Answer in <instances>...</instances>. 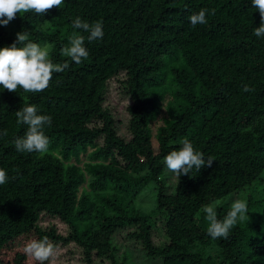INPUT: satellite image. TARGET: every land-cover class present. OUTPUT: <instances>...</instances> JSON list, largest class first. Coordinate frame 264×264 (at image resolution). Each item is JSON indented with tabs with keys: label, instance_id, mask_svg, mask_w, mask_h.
<instances>
[{
	"label": "trees",
	"instance_id": "16d2710c",
	"mask_svg": "<svg viewBox=\"0 0 264 264\" xmlns=\"http://www.w3.org/2000/svg\"><path fill=\"white\" fill-rule=\"evenodd\" d=\"M202 8L209 10L207 23L193 26L190 16ZM76 17L100 21L103 38L88 41L89 33L73 28ZM259 26L251 0H63L43 15L20 13L0 25V47L26 32L47 46L53 63H69L42 92L0 87V168L8 175L0 185V264H38L23 247L44 237L56 249L77 247L81 264H136L139 252L160 264H264ZM74 34L85 37L89 53L80 64L62 55ZM112 80L119 97L128 98L129 138L118 132L107 102ZM27 105L52 118L45 153L15 148L27 131L16 111ZM158 117L154 146L150 125ZM184 139L215 161L174 174L168 193L164 158ZM242 192L245 218L227 239L213 240L203 208L216 205L222 220L227 199ZM158 228L162 240L154 235ZM120 232L137 251L119 254Z\"/></svg>",
	"mask_w": 264,
	"mask_h": 264
},
{
	"label": "clouds",
	"instance_id": "9594fccd",
	"mask_svg": "<svg viewBox=\"0 0 264 264\" xmlns=\"http://www.w3.org/2000/svg\"><path fill=\"white\" fill-rule=\"evenodd\" d=\"M252 7L260 14V26L254 30V35L264 37V0H251ZM63 0H0V25L7 26L16 18L17 14L32 11L43 15L53 7L60 8ZM209 10L202 8L190 16L193 26L207 23ZM212 15L215 14L213 9ZM73 28L89 33L88 41L102 39L104 36L103 25L100 21L90 24L80 17L72 21ZM85 37L74 34L70 38L68 47L62 49V55L68 57L76 64L82 63L89 55L84 46ZM23 45V46H18ZM69 68V63H53L49 56L47 46L31 42L28 33L18 32L16 41L11 46L0 47V87L9 92H17L18 88L24 92L38 93L49 87L54 72L61 73ZM243 91H254L248 85L243 86ZM17 123L27 125V131L22 138L14 140L15 148L19 152L45 153L48 151L49 138L45 134V127L51 126L52 118L40 114L37 106L27 105L16 111ZM2 135H7L4 131ZM215 160L205 158L204 154L195 150L193 143L188 139L182 141L178 150L170 151L164 158L167 169L180 178L181 175H190L193 169L197 172L202 167H211ZM7 172L0 168V185L7 183ZM209 222L207 233L213 239H227L230 230L237 225L238 220H243L248 213L247 202L236 199L232 202L230 211L221 220L217 217L216 205H207L203 208ZM26 256L38 264L54 261L57 258L56 246L48 240L32 239L23 247Z\"/></svg>",
	"mask_w": 264,
	"mask_h": 264
},
{
	"label": "rangeland",
	"instance_id": "374dc122",
	"mask_svg": "<svg viewBox=\"0 0 264 264\" xmlns=\"http://www.w3.org/2000/svg\"><path fill=\"white\" fill-rule=\"evenodd\" d=\"M108 99L107 102L112 107V112L114 115L115 120L117 121L116 128L118 132L124 137L129 138V135L126 130V126L124 125V121L127 118L125 108L128 105V98L124 95H121L119 97L118 95V88L115 85V80H112L109 84L108 93H107ZM162 124V120L160 117L153 120L150 125V136H151V142L155 146L156 145V127ZM163 182L165 185V191L170 193L173 191L176 183V178L174 173L170 172L167 167L165 169V174L163 177ZM245 195L244 192L240 194H232L227 201L232 204L233 201L236 199H242ZM148 196V195H147ZM147 196L146 199L147 200ZM146 202V201H145ZM154 235L157 236V238H160L159 240H162L161 236V229L158 228L155 230ZM115 241L117 245L119 246V254L124 252L125 249H131L134 253L135 249L137 251V243L134 240H130L126 237L125 232H120L115 235ZM137 257L135 258L137 263L136 264H160L157 259H150L147 257H144L140 252L136 253ZM82 258L80 254V250L75 247L74 245L64 246L57 248V258L54 261H50L48 264H81ZM95 264H101V263H95ZM103 264H109V263H103Z\"/></svg>",
	"mask_w": 264,
	"mask_h": 264
}]
</instances>
